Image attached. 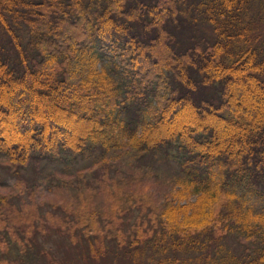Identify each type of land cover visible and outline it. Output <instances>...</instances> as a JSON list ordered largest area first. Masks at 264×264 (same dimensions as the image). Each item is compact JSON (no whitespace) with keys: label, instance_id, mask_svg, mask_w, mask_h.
<instances>
[{"label":"trees","instance_id":"1","mask_svg":"<svg viewBox=\"0 0 264 264\" xmlns=\"http://www.w3.org/2000/svg\"><path fill=\"white\" fill-rule=\"evenodd\" d=\"M262 2L0 0V160L19 174L89 151L180 158L176 203L159 206L114 181L98 191L107 221L80 215L83 235L177 254L209 246L214 264H264V213L248 204L264 197ZM183 21L212 35L184 39ZM38 220L35 204L0 194V264L13 244L22 264ZM230 236L254 252L240 263L219 257ZM101 238L95 255L107 249Z\"/></svg>","mask_w":264,"mask_h":264},{"label":"rangeland","instance_id":"2","mask_svg":"<svg viewBox=\"0 0 264 264\" xmlns=\"http://www.w3.org/2000/svg\"><path fill=\"white\" fill-rule=\"evenodd\" d=\"M262 1L261 5H264V0ZM258 17L257 25L264 28V11ZM183 27L184 39L197 29L212 35L211 28L201 22L193 27L191 23L183 21ZM69 126L72 129L74 124ZM180 162V158L160 154L140 158L134 153L127 154L126 151L106 154L89 151L85 156L62 155L61 159L55 161L32 162L17 174L16 168H10L6 161L0 160V194L11 196L20 206L35 204L40 216L34 233L30 235L31 249L26 253L22 264H214L215 260L210 261L214 255L209 246L202 248L201 245L190 253L177 254L171 247H165L160 242L139 247L129 244L120 247L115 241L103 237L86 235L91 239L88 240L82 233V226L86 224L78 219L80 215L90 220L96 216L87 215L96 213L98 221H103L104 224L107 221L109 214L105 211L108 198L102 197L105 192L103 194L98 191L113 187L114 181L120 185L124 181L130 192L151 196L159 206L168 201L176 203L178 198L175 191L180 188L179 179L183 175ZM105 172L109 173L107 177L104 176ZM79 173L83 175L80 179ZM133 177L138 180L132 181ZM97 179L98 182L95 181ZM89 187V191L81 198L77 190L80 189V193L83 188ZM248 198L249 206L256 213H264V197L252 195ZM193 200L195 196L190 197V201ZM53 221L60 222L62 226L51 225ZM113 226L111 224L110 228ZM124 226L125 231L126 228L129 229L127 223ZM0 236H4L2 231ZM100 238L106 243L107 249L104 254L100 252L95 255L91 246L93 243L96 245ZM205 242L203 240L202 244ZM218 246L221 247L219 257L230 253V256H235V260H239L238 263L242 262L244 254L253 253L255 248L245 240H234L233 236L226 241L222 240ZM5 250L6 244L1 243L0 255ZM18 252L19 249L13 244L8 254L9 259H6L9 263H3L17 264L15 261L20 260Z\"/></svg>","mask_w":264,"mask_h":264}]
</instances>
